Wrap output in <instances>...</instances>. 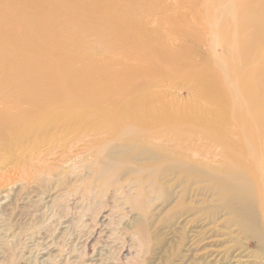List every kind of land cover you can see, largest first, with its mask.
<instances>
[{"label":"bare ground","instance_id":"bare-ground-1","mask_svg":"<svg viewBox=\"0 0 264 264\" xmlns=\"http://www.w3.org/2000/svg\"><path fill=\"white\" fill-rule=\"evenodd\" d=\"M207 2L210 46L179 2L0 0V185L89 169L145 241L161 215L190 252L223 220L264 256V0Z\"/></svg>","mask_w":264,"mask_h":264},{"label":"rangeland","instance_id":"rangeland-1","mask_svg":"<svg viewBox=\"0 0 264 264\" xmlns=\"http://www.w3.org/2000/svg\"><path fill=\"white\" fill-rule=\"evenodd\" d=\"M207 1L201 0L195 6V0H166L172 8L179 2L175 12L197 30L199 39L208 46L213 36L206 21ZM151 21L147 27L155 26V21ZM248 22L253 24L251 20ZM213 51L220 52V48ZM88 172L89 169L70 164L60 165L51 169V179L46 185L24 186L19 182L0 185V264L51 260L55 264H89L90 258L96 264H264V256L254 242L234 232L223 220L199 231L200 242L192 247L196 251L186 250L178 230L164 229L161 215L150 226L145 241L136 229L137 212L124 204L122 191L87 188L81 192L79 178L87 177ZM135 190V186L125 189L132 196ZM32 232L40 250H31ZM13 247L15 258L10 257Z\"/></svg>","mask_w":264,"mask_h":264}]
</instances>
